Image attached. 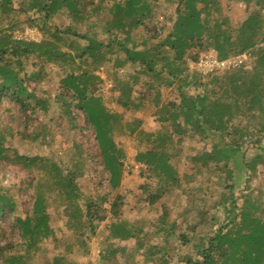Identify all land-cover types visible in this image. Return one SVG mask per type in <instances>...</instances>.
Segmentation results:
<instances>
[{
  "label": "trees",
  "instance_id": "1",
  "mask_svg": "<svg viewBox=\"0 0 264 264\" xmlns=\"http://www.w3.org/2000/svg\"><path fill=\"white\" fill-rule=\"evenodd\" d=\"M14 1L0 0V104L3 103L7 110L15 109L23 117L39 108L46 111L51 100L46 94H38L34 85L49 75V65H55L60 73L54 98L57 108L72 127L77 126L76 119L81 117L84 126L92 132L95 145L94 150L86 151L80 144H74L77 150L74 156L79 158H71L69 165L63 167L45 156H28L8 149L6 141L13 132L10 127L3 126L0 128V160L14 161L28 170L37 166L43 171L48 192L56 193L61 199L56 207L61 208L66 217L68 229L76 222L79 233L84 235L87 229L93 232L92 227L105 220L107 232L104 245H101L105 248L99 253L101 261L110 263L121 254L126 264H172L168 258L166 235L162 240L167 247L148 246L144 226L120 227L126 223L115 213L123 205V195L118 189L125 171L121 163L123 152L115 137L124 132L135 133L140 120H126L120 113L107 108L100 96L102 78L96 70L110 61L116 67L132 66L134 80L139 76L146 77L148 88L134 98L126 84L117 87L119 93L115 101L126 110L134 111L153 105L157 120L165 129L164 122L171 126L169 130L159 132L156 141H150L151 146L137 151L134 157L135 164H141L140 175L147 174L150 179L155 176L156 188L146 195L148 204L166 199L172 186H183L171 159L179 152L178 144L185 135L189 139L197 134L200 137L215 135L222 146L214 145L211 150L194 156L193 171L206 168L201 172L202 179L196 182L199 188L205 187V191L186 196L187 199L190 197L195 212L191 221L196 230L187 229L180 240L190 243L197 259L189 257L185 263L264 264V202L251 201L248 208L245 204L250 198L248 194H241L243 202L237 208L235 181L231 175L236 170L255 168L256 159L264 167L258 154L246 160V147L243 146L250 143L264 148L261 145L264 135V16L255 9L241 23L233 24L230 16L221 9L220 0H177L172 24L165 32V25L151 23V18L156 15L152 7L154 0H18L19 7ZM238 1L264 7V0ZM92 17L94 22L87 26L84 22ZM59 19L67 22L61 26L57 23ZM98 22H102L99 31L109 35L107 41L93 28ZM18 24L39 27L44 39L40 43L15 40L10 30ZM81 24H85V32L79 31ZM140 26L143 39L136 41L131 34ZM154 39L157 40L155 43L152 42ZM192 49L197 52L212 49L219 58L251 51L254 58L237 68L199 76L198 79L203 81H199L200 89L194 87V94L181 91L179 101L163 102L156 83L171 85L177 77L172 67L185 70L187 64L183 59ZM28 65L32 66L30 71ZM88 162L100 166L106 182L107 191L99 196V200L88 196L81 199L78 189L76 178L85 174ZM230 163L233 164L231 168ZM210 170L217 172L215 179H211ZM162 173L163 178L159 176ZM32 180L28 184L32 185ZM152 183L149 181L141 187L148 188ZM186 192L180 188L179 194ZM30 198L33 216L14 218L27 249L36 246L39 240L54 238L45 210V192L39 191ZM97 201L108 203L107 217L91 213L90 208L96 206ZM218 206L230 217L216 213L214 208ZM14 207L13 199L0 194V218ZM200 209L204 214L201 218ZM94 220H97L96 224ZM175 222L172 220L171 226L163 224L162 220L157 231L164 233L166 226L173 227ZM113 236L132 239L133 249L127 251L124 246L115 244L111 240ZM12 247L0 244V264H27L23 255H5V250L10 251ZM137 256L141 259L137 260ZM67 261L64 255H57L52 264H67Z\"/></svg>",
  "mask_w": 264,
  "mask_h": 264
},
{
  "label": "rangeland",
  "instance_id": "2",
  "mask_svg": "<svg viewBox=\"0 0 264 264\" xmlns=\"http://www.w3.org/2000/svg\"><path fill=\"white\" fill-rule=\"evenodd\" d=\"M176 2L177 0H154L152 7L155 8L156 15L151 18V23L157 26L165 25L166 32L172 24ZM220 3L221 9L230 16L233 24L241 23L255 9L264 16V7H255L253 2L247 4L238 0H220ZM14 5L19 7L18 0L14 1ZM66 22L63 19L57 21L61 26ZM91 22H94L93 17L84 23L90 26ZM99 23L101 24L102 22H98L97 26L95 25L93 28L100 38L107 41L109 35L106 33L102 34L99 31L101 27ZM85 24L80 25L79 31L85 32ZM27 28L36 29L39 37L36 41L26 42L40 43L44 39L43 32L39 27L28 24H18L14 29L10 30L12 37L15 31L23 32ZM143 34L144 32L140 26V28L133 31L131 37L138 41L143 39ZM119 35L121 38L122 33ZM156 41L154 39L152 42L155 43ZM210 51L214 50L208 49L204 52H197L194 49L189 50L183 59L187 64V68L180 71L176 67H172V70L177 73V77L173 80L172 84L168 86L156 83V88H159L158 91L163 102L179 101L181 91L194 94V87L199 86L200 89L199 81L203 80H199L198 77L204 75L195 71L193 63L200 55ZM111 58L113 59L114 56ZM253 58L254 56L250 53L249 61L251 62ZM49 68V75L45 80L34 85L38 88V94L49 96L51 102L48 104V109L45 111L39 108L32 113L31 111L28 112L29 115H24L23 117L15 109L7 110L6 106L1 103L0 128L8 126L13 132V136L8 137L6 141V147L11 151L15 149L20 154L28 156L35 154L45 156L65 167L69 165L71 158H79L77 155L74 156V153L77 152L73 147L74 144H80L81 149L87 151L90 148L94 150L95 143L92 132L84 126L81 117L76 119L77 126L72 127L68 118L59 112L57 102L54 100L60 77L59 68L55 65H49ZM31 69L32 66L28 65L27 70L30 71ZM132 71V66L116 67L113 66L112 61L105 63L101 68L96 70V74L102 78L100 96H102L107 108L120 113L126 120L131 121L134 118L140 120L135 133L129 135L127 132H124V134H117L115 137V142L123 152L121 163L125 169L122 185L118 189L119 193L123 195V205L115 213L119 220L126 223L120 227L129 228L132 224L144 226V232L148 235V242L146 243L148 246L150 244L167 247V243L162 240L163 235H166L169 245L168 251L167 249L166 251L169 253L168 258L170 257L171 263L186 264L185 262L189 257L197 259L196 252L189 247L190 243L187 244V240H180L181 235L186 233L187 229L192 228L196 230L191 221L195 212H193L191 207L192 202L190 197L187 199L188 197L186 198V196L193 192L194 194H201L205 191V187L199 188L196 182L200 178L202 179L201 172L205 171L206 168L203 167L200 171H193L194 156L198 152L211 150L214 145L219 148H222V146L220 145L219 138L215 135H202L200 137L197 134L192 139H189L185 135L178 144L180 148L179 152L171 159V162L183 182V186L181 185L180 188L187 191V195L185 193L179 194L180 188L172 186L168 191L171 193H168L166 199H160L154 205L148 204L146 195L149 192H154L156 188L155 176L154 179H150L147 174L140 175L141 164H135L134 157L137 151L151 146L150 141H156L159 132L163 130L167 131L171 126H169L168 122H164L167 128L163 127V123L157 120V117L154 115L155 107L153 105H147L148 107L141 111H134L132 109L126 110L115 101L119 93L116 88L123 87L125 84L130 89V94L134 98H137L140 92L147 90L146 87L148 88V86L145 83L147 78L139 76L137 80H134L135 77L133 78ZM129 76L130 79H128ZM166 139L168 140V138ZM261 145L264 146V135H262ZM243 146L246 147V160H250L258 154L264 161V148L260 149L258 146L250 145V143H244ZM159 149L167 151L164 147H160ZM164 153L167 154V152ZM255 163L256 167L253 169L236 170L235 173L231 174L234 177L233 181H235L234 195L237 197L235 199L237 208L243 202L241 194H248L250 201L245 204L248 208L251 201L256 204L264 202V167L257 159ZM232 165L230 163V168ZM210 172L211 179H215L217 172L214 170H210ZM185 175L190 178V181L185 180ZM159 176L161 178L165 177L163 173L159 174ZM31 179H33L32 185L28 184V181ZM76 181L81 193V199L83 196H88L99 200V196L107 191L103 172L100 166L93 162L86 163L85 174L76 178ZM149 181L153 182L150 187H141L144 183H149ZM248 184L249 187H246ZM39 191L45 192L47 196L45 210L48 213V220L54 232V238L48 237L39 240L36 246L27 249L23 241L24 238L21 237L19 227L14 224V218L16 216L25 217L27 214L33 216L32 199L30 196ZM0 194H4L7 198L15 201L14 210H11L8 215L0 218V244L13 246L10 251L9 249L5 250L6 256H9V254L23 255V259L27 261V264H52V259L57 255H64L68 259L67 264H126L125 258L121 254L117 255L116 259L110 263L100 260L99 253L105 248L101 245H104L105 234L107 232L105 220L99 223L96 222L97 220H94V223H97V225L92 227L93 232L87 229L84 235L79 233L80 228L76 222H73L70 229L66 227V217L62 214L61 208L58 207V209L56 207L61 199L56 193L53 195L51 192H48L43 171L39 170L37 166H32L28 170L27 167L25 168L14 161L0 160ZM210 201L208 199L209 204ZM96 204V206L90 208L91 213L93 215L98 213L100 216L107 217L108 203L97 201ZM214 209L219 215L222 214L224 217H230V214L226 210L224 211L221 206ZM199 214L200 218L204 215L201 209ZM174 219L176 221L175 225L171 227V221ZM162 220L163 224L168 223L171 226H166L165 232L159 233L157 228H160ZM113 238L111 240L115 244L132 246V239H117L114 236ZM183 241H186V243H182ZM137 257V260L141 259L139 256ZM128 262L130 263V260H127Z\"/></svg>",
  "mask_w": 264,
  "mask_h": 264
},
{
  "label": "built area",
  "instance_id": "3",
  "mask_svg": "<svg viewBox=\"0 0 264 264\" xmlns=\"http://www.w3.org/2000/svg\"><path fill=\"white\" fill-rule=\"evenodd\" d=\"M14 39L24 41H36L39 33L36 29L27 28L23 32L15 31ZM250 53L242 52L226 58H219L214 51L200 55L193 63L195 71L206 75L217 70H226L240 67L249 62Z\"/></svg>",
  "mask_w": 264,
  "mask_h": 264
},
{
  "label": "crops",
  "instance_id": "4",
  "mask_svg": "<svg viewBox=\"0 0 264 264\" xmlns=\"http://www.w3.org/2000/svg\"><path fill=\"white\" fill-rule=\"evenodd\" d=\"M131 241H132V240H131ZM133 244H134V242L132 241V246H131V247H129V246H125V245H127V244H125V245L122 244V246H124L125 249H126L127 251H129V250L133 249Z\"/></svg>",
  "mask_w": 264,
  "mask_h": 264
}]
</instances>
